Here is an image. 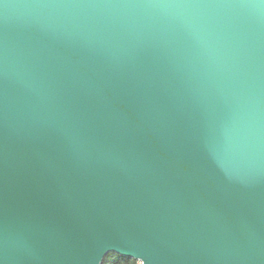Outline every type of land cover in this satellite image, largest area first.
Returning <instances> with one entry per match:
<instances>
[{"label": "water", "instance_id": "1", "mask_svg": "<svg viewBox=\"0 0 264 264\" xmlns=\"http://www.w3.org/2000/svg\"><path fill=\"white\" fill-rule=\"evenodd\" d=\"M264 264V0H0V264Z\"/></svg>", "mask_w": 264, "mask_h": 264}, {"label": "trees", "instance_id": "2", "mask_svg": "<svg viewBox=\"0 0 264 264\" xmlns=\"http://www.w3.org/2000/svg\"><path fill=\"white\" fill-rule=\"evenodd\" d=\"M109 255L110 254H107L108 258H106V260L108 261L107 264H126V263L136 264V260H134V259H129V258L120 256L116 253H113L110 257H109ZM112 259H113V262H111ZM103 264H105V262Z\"/></svg>", "mask_w": 264, "mask_h": 264}, {"label": "rangeland", "instance_id": "3", "mask_svg": "<svg viewBox=\"0 0 264 264\" xmlns=\"http://www.w3.org/2000/svg\"><path fill=\"white\" fill-rule=\"evenodd\" d=\"M113 259H114V258H113ZM113 259H112V261H111V262H113ZM107 262H108V261L106 260V261H105V264H107ZM140 262H141V261H139V260H136V264H140Z\"/></svg>", "mask_w": 264, "mask_h": 264}, {"label": "built area", "instance_id": "4", "mask_svg": "<svg viewBox=\"0 0 264 264\" xmlns=\"http://www.w3.org/2000/svg\"><path fill=\"white\" fill-rule=\"evenodd\" d=\"M126 264H129V263H126ZM140 264H141V262H140Z\"/></svg>", "mask_w": 264, "mask_h": 264}]
</instances>
